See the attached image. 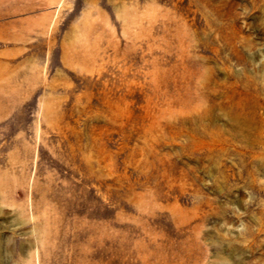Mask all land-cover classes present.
Returning <instances> with one entry per match:
<instances>
[{
	"label": "rangeland",
	"instance_id": "374dc122",
	"mask_svg": "<svg viewBox=\"0 0 264 264\" xmlns=\"http://www.w3.org/2000/svg\"><path fill=\"white\" fill-rule=\"evenodd\" d=\"M0 264H264V0H0Z\"/></svg>",
	"mask_w": 264,
	"mask_h": 264
}]
</instances>
